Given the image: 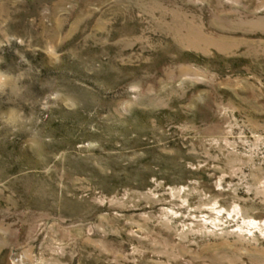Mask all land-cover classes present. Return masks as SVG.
<instances>
[{
    "label": "rangeland",
    "instance_id": "rangeland-1",
    "mask_svg": "<svg viewBox=\"0 0 264 264\" xmlns=\"http://www.w3.org/2000/svg\"><path fill=\"white\" fill-rule=\"evenodd\" d=\"M0 264H264V0H0Z\"/></svg>",
    "mask_w": 264,
    "mask_h": 264
}]
</instances>
